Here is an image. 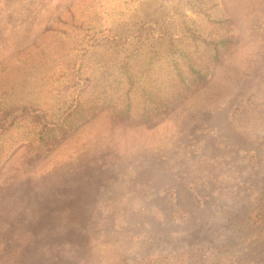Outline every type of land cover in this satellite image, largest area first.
<instances>
[{
  "label": "rangeland",
  "instance_id": "1",
  "mask_svg": "<svg viewBox=\"0 0 264 264\" xmlns=\"http://www.w3.org/2000/svg\"><path fill=\"white\" fill-rule=\"evenodd\" d=\"M189 65L208 82L157 124L115 119L166 101ZM143 258L264 264V0H0V264Z\"/></svg>",
  "mask_w": 264,
  "mask_h": 264
},
{
  "label": "trees",
  "instance_id": "2",
  "mask_svg": "<svg viewBox=\"0 0 264 264\" xmlns=\"http://www.w3.org/2000/svg\"><path fill=\"white\" fill-rule=\"evenodd\" d=\"M222 23L230 21V18H224L219 20ZM229 25H226L228 28ZM239 35L232 32H226L220 38L214 39L209 43L212 44V56L211 62L213 65L220 64L224 57L231 51L233 45L238 42ZM192 72V78L189 82H185L184 85L179 88L175 93L170 95L168 99L156 106H153L150 110L144 112H133L129 103L125 108L118 109L114 117L119 122L124 124L136 125L146 124L153 126L161 121L165 116L169 114L176 106H178L185 98L192 94L196 89L204 86L208 80V72L203 69H196L193 65H189ZM63 123H57L49 133L44 132L36 133L31 137L27 143L26 154L24 163L27 167H31L36 164L40 159L48 154V152L63 139L71 129H73L72 123L68 126H63ZM46 128V126H44ZM155 258H143L137 264H153ZM122 264H129L126 260Z\"/></svg>",
  "mask_w": 264,
  "mask_h": 264
}]
</instances>
